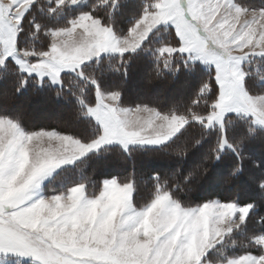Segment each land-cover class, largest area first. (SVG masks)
<instances>
[{
  "label": "snow or ice",
  "instance_id": "obj_1",
  "mask_svg": "<svg viewBox=\"0 0 264 264\" xmlns=\"http://www.w3.org/2000/svg\"><path fill=\"white\" fill-rule=\"evenodd\" d=\"M79 3L0 0V89L5 99L29 84L51 83L58 86L57 97L71 92L80 105L76 118L87 119L91 129L83 138L56 130L27 132L20 118L0 116V264H208L216 250L223 264H264V231L247 232L256 222L251 215L255 203L182 205L173 192L179 186L162 177H152L150 198L139 207L134 183L116 178L102 181L98 194L90 193L84 180L59 193L42 191L55 170L110 145L125 152L154 146L183 159L214 133L185 181L204 178L227 152L243 160V145L257 131L264 134V68L252 72L246 67L253 58L264 62V8L249 11L234 0H139V17L125 32L111 26L119 0H97L96 10L104 11L108 23L91 14L59 27L37 19V11L51 16ZM25 26L36 35L43 30L47 39L39 49L24 45ZM157 36L155 78L175 74L181 61L185 67L193 62L211 66L214 73L183 110L123 107L121 93L103 92L88 69L104 58L119 61L113 71L126 69L134 59L129 54L147 50ZM251 77L259 90L249 83ZM88 85L95 88L94 103L81 99ZM197 128L191 143L182 139ZM240 173L236 163L223 183ZM256 183L264 201V179ZM259 226H264V216ZM237 234L247 236L244 250L224 254L236 248Z\"/></svg>",
  "mask_w": 264,
  "mask_h": 264
},
{
  "label": "trees",
  "instance_id": "obj_2",
  "mask_svg": "<svg viewBox=\"0 0 264 264\" xmlns=\"http://www.w3.org/2000/svg\"><path fill=\"white\" fill-rule=\"evenodd\" d=\"M43 2H46V0H41V3ZM234 3L247 9L264 8V0H234ZM96 4L97 0H85L82 5H69L58 14L45 16L37 11L36 16L38 20L50 27L67 25L70 20L82 14L94 15L96 18L101 19L102 23H108L109 17L104 15L103 10L97 11ZM139 14V0H119V7L114 9L112 13L111 26L114 30L125 32L134 19L139 17ZM46 39L43 30L39 35H36L25 26L23 42L26 47L39 49ZM158 43L159 36L152 44L145 46L147 50L129 54L134 59L130 62V67L126 69L113 71L112 67L118 64L119 61L104 58L99 64L94 62L88 70L96 76L99 87L103 92L119 91L121 93L120 103L123 107L149 106L156 108L158 111L166 112L176 106L183 110L191 102L202 82L211 79L214 71L191 63L185 67L184 62L181 61L177 65L175 74L155 78L153 76V69L155 68L153 57ZM247 68L249 71L256 72L264 68V62L256 59ZM143 70L146 72L141 80L138 75ZM135 78H138L136 80L138 82L133 88L131 82ZM78 83L83 84V81H78ZM249 83L259 90L255 77H251ZM142 88L146 91L160 89L163 93L165 91L182 90L184 97L165 100V95L161 93L156 99L139 98L136 94ZM57 91L58 87L47 83L43 86L29 84L27 89L18 96L13 97L9 92L8 98L5 99L3 90L0 89V116L9 119L20 118L21 125L27 132L56 130L62 134H70L80 138L91 135L88 120L83 117L76 118L80 105L71 92H65L63 96L57 97ZM81 99H85L86 103H94V86L88 85ZM49 101L52 103V108L65 111V118L55 122L43 121V119L31 122L27 114V106H30V104L48 105ZM238 123L242 129L247 128L244 121ZM198 134V128L192 129L182 139H186L191 143V140ZM214 138V133H210L205 142H202L183 159L171 156L159 148H134L129 152H125L117 146L107 147L106 151L102 149L97 153L90 154L77 161L72 167L65 168L57 173L46 185L45 191L47 195L59 193L72 184L84 180L89 192L98 194L102 187V181L116 178L121 183L128 181L134 183V202L139 207L150 198L154 187L152 177H162L167 178L170 184L174 183L179 186L175 188V185H173V188H175L173 192L175 199L182 205L197 207L211 201L233 202L238 206L255 203L257 207L251 215L256 218V222L253 221L249 224L247 232L264 231V226H259V217L264 216V201L260 199V191L256 183V181L264 179V134L257 131L253 138L243 145V160L238 161L235 154L227 152L221 160L210 165L209 173L204 178L197 176L189 181L184 180L185 175L206 154ZM236 163L240 164L241 173L230 184H224L223 177L228 174ZM177 169H179V173L174 178L172 173L176 172ZM234 239L237 241L236 248L229 249L228 253L239 254L247 244V236L246 234H237ZM250 251L254 252L255 250L250 249Z\"/></svg>",
  "mask_w": 264,
  "mask_h": 264
},
{
  "label": "rangeland",
  "instance_id": "obj_3",
  "mask_svg": "<svg viewBox=\"0 0 264 264\" xmlns=\"http://www.w3.org/2000/svg\"><path fill=\"white\" fill-rule=\"evenodd\" d=\"M2 2L4 4H8L9 3V0H2ZM85 2V0H80V3L78 5H75V6H79V5H82L83 3ZM249 11H252V10H260V9H248ZM15 11V10H14ZM256 59H260V58H253L252 61L256 60ZM250 61L246 67L252 62ZM194 64H198L200 67L202 68H205V69H212L214 71V68L211 67V66H208V65H205V64H202V63H199V62H193ZM145 70L141 71V74L138 75L139 78H141V80L144 78V75H145ZM138 78L132 80V84L131 86L134 88L137 84L138 81ZM47 84H50L51 86H54V87H58L56 85H53L51 83H47ZM40 85V84H39ZM164 94L165 97L164 99L165 100H171V99H178V98H182L184 97V93L182 92V90H173L171 92H167L165 91L164 93L160 90V89H153L151 91H146L144 90L143 88L142 89H139L137 91V94L136 96L139 97V98H143V97H148V98H158L160 94ZM96 99V97H95ZM136 107V106H134ZM22 108H26V107H22ZM129 108H132V107H129ZM15 109V108H14ZM28 111H27V114L29 115V120L32 122H35V121H40L43 119V121H51V122H55L57 120H61L64 117L65 115V111L59 109V108H52V103L49 101L48 102V105H45V104H30V106H27L26 108ZM30 124H33V123H30ZM35 132V131H34ZM111 146H117L119 148H121L120 146L118 145H110V146H106V147H111ZM134 148H156L154 146H135ZM122 149V148H121ZM102 150V149H101ZM123 150V149H122ZM124 151V150H123ZM94 153H97V152H94ZM90 154H93V153H90ZM88 154V155H90ZM87 155V156H88ZM79 161V160H78ZM77 161H75L73 164L71 165H66V166H62L60 169H57L55 170L53 176L51 179L49 180H46L42 183V191L44 193V195H47L46 194V191H45V187L46 185L53 179V177L59 173L60 171H62L63 169L65 168H68V167H72ZM197 162V161H196ZM220 181V180H219ZM218 183V181L216 182V184ZM231 249V248H230ZM228 250L229 249H226L225 250V253L224 254H227L228 253ZM208 264H223V259H222V254L220 251L216 250L212 253L209 261H208Z\"/></svg>",
  "mask_w": 264,
  "mask_h": 264
}]
</instances>
